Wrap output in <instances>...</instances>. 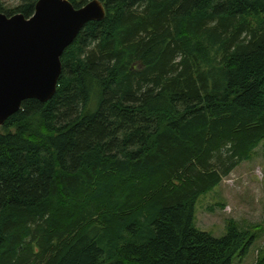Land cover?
<instances>
[{"label": "trees", "instance_id": "1", "mask_svg": "<svg viewBox=\"0 0 264 264\" xmlns=\"http://www.w3.org/2000/svg\"><path fill=\"white\" fill-rule=\"evenodd\" d=\"M103 2L0 126V264H232L255 237L195 205L264 140V0Z\"/></svg>", "mask_w": 264, "mask_h": 264}, {"label": "water", "instance_id": "2", "mask_svg": "<svg viewBox=\"0 0 264 264\" xmlns=\"http://www.w3.org/2000/svg\"><path fill=\"white\" fill-rule=\"evenodd\" d=\"M107 15L103 0L77 8L70 0H38L31 17L0 12V126L27 99L57 92L62 56L86 23Z\"/></svg>", "mask_w": 264, "mask_h": 264}, {"label": "rangeland", "instance_id": "3", "mask_svg": "<svg viewBox=\"0 0 264 264\" xmlns=\"http://www.w3.org/2000/svg\"><path fill=\"white\" fill-rule=\"evenodd\" d=\"M23 1L3 0L9 10ZM230 220L255 237L246 254H237L232 264H256L264 255V140L251 159L240 163L219 185L202 194L195 205V227L213 237L225 236Z\"/></svg>", "mask_w": 264, "mask_h": 264}]
</instances>
